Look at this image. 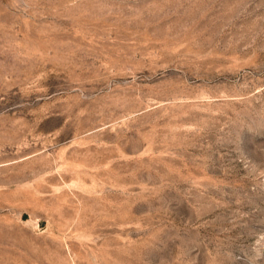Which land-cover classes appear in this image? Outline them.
<instances>
[{"label": "rangeland", "instance_id": "374dc122", "mask_svg": "<svg viewBox=\"0 0 264 264\" xmlns=\"http://www.w3.org/2000/svg\"><path fill=\"white\" fill-rule=\"evenodd\" d=\"M0 264H264V0H0Z\"/></svg>", "mask_w": 264, "mask_h": 264}]
</instances>
